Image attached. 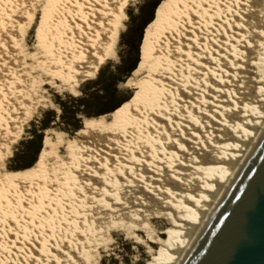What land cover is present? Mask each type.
Listing matches in <instances>:
<instances>
[{
	"label": "bare ground",
	"instance_id": "obj_1",
	"mask_svg": "<svg viewBox=\"0 0 264 264\" xmlns=\"http://www.w3.org/2000/svg\"><path fill=\"white\" fill-rule=\"evenodd\" d=\"M236 2L170 0L143 42L140 62L131 71L137 76L125 82L143 83L145 89L121 109L84 118L73 136L62 129H44L37 159L23 172L32 175L29 185L14 182L20 174L11 175L3 161L10 152L2 148L0 220L6 215L15 219L8 210L14 209L9 194L20 202L21 192H31L36 211L45 205L51 209L43 217L50 230L45 236L41 229L37 252L44 250L53 231L54 252L63 230L75 237L71 247L78 264H99L105 237L94 227L95 220L86 218L84 201L76 198L74 189L80 188L78 169L87 163L91 170L94 163L87 149L105 147L103 172L92 179L101 195L106 183L122 189L120 195L129 204L121 210L123 222L143 241L144 264H183L264 135V105L245 108L249 93L264 86V47L247 39L261 19L264 0H240L243 7ZM36 5L39 16L29 63L23 65L25 54L19 51L33 82L29 87L34 84L35 103L24 93L27 103L22 109L0 110V125L8 119L13 125L7 128L15 132L23 112L38 104L52 105L43 94L44 85L76 95L80 81L93 77L97 67L114 57L113 43L126 17L124 0H11L7 11L0 0V28L7 25L22 33L21 49ZM56 25L62 41L53 30ZM39 46L45 53L35 48ZM88 123L95 127L86 128ZM52 221L57 229H51ZM60 221L65 222L63 229ZM2 229L0 224V245ZM10 240L15 241V233Z\"/></svg>",
	"mask_w": 264,
	"mask_h": 264
},
{
	"label": "snow or ice",
	"instance_id": "obj_2",
	"mask_svg": "<svg viewBox=\"0 0 264 264\" xmlns=\"http://www.w3.org/2000/svg\"><path fill=\"white\" fill-rule=\"evenodd\" d=\"M10 3L11 0H4L6 11ZM18 3L19 0H17ZM128 3L129 0H124L125 6ZM15 6L13 5V7ZM236 7H243L240 0H237ZM21 35L22 33L18 34L15 27L8 29L7 25H4L0 28V110L8 108L9 112L24 107L27 103L24 93H28L33 104L35 103V98L32 97L34 84L33 88L29 87L33 82L28 75L29 70L26 66H22L20 60L18 41H20ZM88 35L91 36V32ZM247 39L253 43L259 41L260 46L264 47V12L261 13V19L257 20L255 25L250 28ZM254 103L264 105V86L260 87L258 93L255 90L249 93L248 104L245 105V108ZM44 106L51 109L46 113L51 116L55 111L54 106L47 103ZM260 115L264 120V107L260 108ZM31 118H35L34 114ZM231 118H236V114ZM85 127L93 128L95 124L88 123ZM105 151V147L95 150L91 147L87 149L88 160L94 161V163H92L91 170L87 163L82 171L78 169L80 188L78 191L74 189L75 196L83 199L86 218L90 216L95 220L94 227L99 228L100 233L105 237L104 243L101 245L102 251L99 253L102 257L99 264H142L143 260L147 259L141 250L143 241L134 235L132 227L123 222L121 210L127 209L129 204L120 195L122 189L120 187L113 189L106 183L107 190L101 195V188L92 179V177L98 178L103 172ZM108 167H111V161H109ZM172 179L178 181L180 177L173 175ZM20 195L22 197L20 202H17L11 194L8 197L11 205H14V209L9 206L8 210L13 212L15 219L6 215L3 220H0L4 233L3 244L0 245V255L5 258L0 259V264H5V260H7V264H78V261L74 259L75 253L72 252L71 247L75 242V237H70L63 230L60 233L61 238L57 240L54 252L52 241L57 239L54 231L52 236L45 241L44 250L37 252L41 229L45 236H48L50 230L43 222V217L45 211L50 214L51 209L45 205L36 211V202L32 198V193L21 192ZM203 199H207V197H203ZM58 212L59 210H57ZM136 219L139 221L140 217L137 216ZM38 220L40 223H37ZM64 223V221H60L61 229H63ZM68 223H71V217ZM55 227L56 223L52 221L51 229H55ZM144 227L147 229L146 224ZM69 231L72 230L69 229ZM13 233H15V241L11 242L10 238ZM33 237L37 239H33ZM133 249L140 251L139 259L136 258V252Z\"/></svg>",
	"mask_w": 264,
	"mask_h": 264
},
{
	"label": "rangeland",
	"instance_id": "obj_3",
	"mask_svg": "<svg viewBox=\"0 0 264 264\" xmlns=\"http://www.w3.org/2000/svg\"><path fill=\"white\" fill-rule=\"evenodd\" d=\"M41 1L42 0H39V2ZM156 1L157 0H129V3L126 6L124 5V13L126 17L122 21L123 26L118 29L115 41L113 43L114 57L110 59H106V61L103 64L97 67L96 73L93 77L86 76L84 80L80 81V84L77 86L76 95L67 93L61 87L57 89V88L49 87L48 85L43 86L44 87L43 94L47 95L48 97L47 99L52 103V105L50 106H54L55 108V111L52 112L51 116L46 115V113H48L51 110L50 108H46L45 106H41L38 104L36 107H33L29 111L26 110L25 112H23V114H21L22 119H20L21 121L19 122V124L20 123L21 124H20L19 130H17L18 132H15L13 128L12 130L10 128H7L8 124L13 125L12 121L8 119H6L5 122L2 125H0V129L2 130L1 133L4 136L2 139H0V142H1L0 151L2 148L5 147L10 152L9 154L7 153L3 157V161L11 169L12 176L14 172H17L18 174H20L19 176L17 174L18 177L14 178L15 179L14 182H18L23 185H29L28 177L31 174L23 173V172H24V169L28 168L29 166L33 164L32 159L34 158V148L36 147V143H38V140H40V138H41L40 148L42 146V139L45 133L44 129L46 128L56 129V130L62 129L66 133H68L70 136H73L75 131L74 129H72V123H75L78 126H81L84 118L89 117V116H97L96 115L97 108L95 105L96 102L93 99L95 95L97 94L99 95L101 93L99 85H96V80L98 79L100 72H103L102 76L104 78H107L108 75L113 74L115 75V77L123 80V81H118L116 84L119 98H123L126 95L130 94L126 100L130 99L131 97H133L132 98L133 100L135 97L138 96V94L141 91L145 89V85L143 83L138 82V83H133V84L132 83L125 84L128 78H135L137 74L132 75V72H131L129 75L126 76V75H123L121 71L123 67L127 65V63H129V61L134 57V53L130 51L128 43L136 39V31L139 27V24L141 23L143 18L148 17L147 11L151 8L150 7L151 4L156 3ZM161 1L162 0H158V2L153 8L152 18L147 22V24L143 27L141 31V37H140V41L138 44L137 62L135 64L136 66L140 62L141 48L148 34L147 33L145 36L146 30L149 29L150 31L151 28H153V26L159 21V19H161V17L165 13L169 5L170 0L168 1L164 9H162V6L165 2L163 4H160ZM159 4L161 6L160 8H158ZM37 7L38 5H36L35 7L36 10H35L34 21L31 23L30 27L27 29V31L25 32L23 36L24 45L22 46V49L21 48L19 49L21 53L25 54V56H23L22 58L23 65L25 64L26 61L27 63H29L28 62L29 61L28 56L30 55L29 51H31V46L34 40L33 31H34V28H35V25L37 23V19L39 16ZM155 15H156V20L159 15L158 21L153 25H151L152 23L149 25V23L154 19ZM53 30H56V32L59 33L61 31L60 25H56L53 28ZM58 33H56V36H58V39L62 41L63 38L61 39L60 38L61 34L60 33L58 34ZM62 33H64V31H62ZM142 38H143V41H142ZM38 43H41V42H38ZM56 43L57 41L55 42V44ZM35 48H38L40 50L43 47L39 46ZM40 51L44 52V50H40ZM46 56L48 55L46 54ZM33 76L35 77L36 74H34ZM56 89L59 91H57ZM84 99H87L88 101L87 104H84L83 102ZM123 102H121L120 104H122ZM32 114H34L35 118H31ZM2 120L3 118H0V121ZM104 135H106V133ZM59 145L61 146V144ZM103 146H105V144H103ZM36 159H37V156H36ZM27 165L29 166L25 167ZM2 180L3 178L0 176V181ZM7 181L8 180H5V182ZM141 250L143 252V255L147 257L144 247H141ZM133 251L136 252V258L137 259L140 258V251L136 249H133ZM101 259L102 257L100 256V260ZM145 262H146V259L143 260L142 264H144Z\"/></svg>",
	"mask_w": 264,
	"mask_h": 264
},
{
	"label": "water",
	"instance_id": "obj_4",
	"mask_svg": "<svg viewBox=\"0 0 264 264\" xmlns=\"http://www.w3.org/2000/svg\"><path fill=\"white\" fill-rule=\"evenodd\" d=\"M183 264H264V135Z\"/></svg>",
	"mask_w": 264,
	"mask_h": 264
},
{
	"label": "trees",
	"instance_id": "obj_5",
	"mask_svg": "<svg viewBox=\"0 0 264 264\" xmlns=\"http://www.w3.org/2000/svg\"><path fill=\"white\" fill-rule=\"evenodd\" d=\"M168 1L169 0H166V1L162 0L161 1L160 4H163L165 2L163 4V6H162V9L165 8V6L167 5ZM157 2H158V0L156 1V3ZM156 3L151 4V6H150L151 8L147 11V16L148 17L143 18L141 23L139 24V27H138V29L136 31V39H134L133 41L128 43L130 51H132L134 53V57L129 61V63H127V65H125L123 67V69L121 71L123 73V75H126V76L129 75L131 73V71L134 68L137 67L135 64L137 62L138 44H139L140 37H141V31H142L143 27L147 24V22L152 18L153 8L156 5ZM160 4L158 5V8L161 7ZM159 15H158V18H159ZM158 18L156 20V15H155L154 19L149 23V25L151 23H152L151 25L155 24L158 21ZM148 32H149V29L146 30L145 36H146V34ZM142 41H143V38H142ZM99 74L100 75H99L98 79L96 80V85H99L101 93L99 95L98 94L95 95V97L93 99L96 102L95 103L96 108H97L96 115L105 114V113H108V112H110L112 110L121 109L125 104H127L129 101L132 100L133 97H131L130 99L126 100L129 97L130 94L126 95L123 98H119L118 97V90L116 88V84H117L118 81H123L122 79H119V78L115 77V75H113V74L108 75L107 78H104L102 76L103 72H100ZM123 101H125V102H123ZM83 102H84V104H87L88 101H87V99H84ZM121 102H123V103L120 104ZM78 127H80V126H78L75 123H72V129H74V131ZM40 144H41V138H40V140H38V143H36V147L34 148V158L32 159V163H34V161L36 160V156H37V154H38V152L40 150ZM28 166L29 165H27L25 167H28Z\"/></svg>",
	"mask_w": 264,
	"mask_h": 264
}]
</instances>
